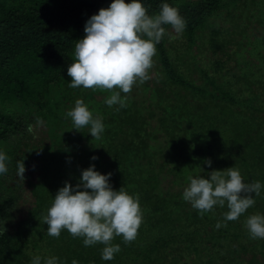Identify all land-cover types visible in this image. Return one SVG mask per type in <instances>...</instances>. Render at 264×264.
I'll use <instances>...</instances> for the list:
<instances>
[{"label": "trees", "instance_id": "1", "mask_svg": "<svg viewBox=\"0 0 264 264\" xmlns=\"http://www.w3.org/2000/svg\"><path fill=\"white\" fill-rule=\"evenodd\" d=\"M110 2L0 0V148L10 157L0 175V264H30L36 254L62 264H264V238L239 231L246 216L264 213V195L219 228L226 206L200 215L182 198L189 175L232 165L264 183V0H167L186 20L182 51L163 36L155 77L121 93L118 111L103 102L107 90L69 87L67 74L85 21ZM160 2L143 0L149 14ZM78 97L102 117L99 138L66 118ZM90 164L111 172L113 188L138 194L143 213L134 240L114 237L121 247L111 260L100 243L46 231L53 195Z\"/></svg>", "mask_w": 264, "mask_h": 264}, {"label": "clouds", "instance_id": "2", "mask_svg": "<svg viewBox=\"0 0 264 264\" xmlns=\"http://www.w3.org/2000/svg\"><path fill=\"white\" fill-rule=\"evenodd\" d=\"M170 25L176 33H182L186 20L178 8L161 0L159 10L149 14L143 0H111L107 7L90 15L85 21L84 33L76 39L74 59L67 66L71 79L69 87L98 88L107 90L104 103L117 105L116 110L126 107V95L136 83L150 78L149 69L154 64L156 44L163 36L174 38L165 28ZM72 128L88 126L91 137L99 138L105 125L100 115H93L83 98H76L74 105L66 110ZM32 125H27L32 131ZM91 160L98 159L93 155ZM10 157L0 148V175L8 171ZM204 163L211 165L210 158ZM202 169V168H201ZM203 170V169H202ZM25 164L17 161L16 175L23 179ZM111 172L101 173L94 164L81 169L78 183L64 181L53 195L44 221L47 234L59 236L66 229L74 237H82L85 246L100 243L101 259L111 260L120 251L114 243L120 236L127 243L137 236L143 213L138 194L129 193L123 186L113 188ZM182 198L198 210V214L214 211V206H226L219 228L227 221L238 219L255 204V197L264 195V183L260 180L246 181L239 168L233 165L224 169H212L205 175H189ZM244 227L252 238H264V213L255 212L245 217ZM5 232L4 224L0 233ZM30 264H62L54 254L33 255ZM71 264H79L75 258Z\"/></svg>", "mask_w": 264, "mask_h": 264}, {"label": "rangeland", "instance_id": "3", "mask_svg": "<svg viewBox=\"0 0 264 264\" xmlns=\"http://www.w3.org/2000/svg\"><path fill=\"white\" fill-rule=\"evenodd\" d=\"M178 37H179V34H176V35L174 36V38L172 39L171 42L173 43V47H174L175 49H178L179 52H181V51H182V44H181V43H182V40H179ZM169 55H170L171 58H176V53H174V51H170V52H169ZM153 60H154V64H153L152 68L149 69V72H150V79H151V80H153V78L155 77V75H156V69H157V67H156V59H155L154 57H153ZM197 64H200V62H198ZM97 96H98L99 98L102 97V96H100L99 94H97ZM239 231H240L241 233L248 232L247 229L244 227V225H241ZM246 241H247L246 239H240V240L237 241V243L233 244V245L231 246V248H239V246L242 245V244H244ZM199 263H200V262H199Z\"/></svg>", "mask_w": 264, "mask_h": 264}]
</instances>
